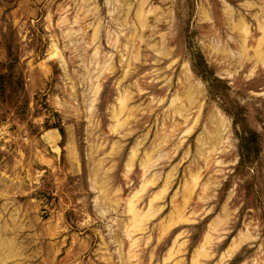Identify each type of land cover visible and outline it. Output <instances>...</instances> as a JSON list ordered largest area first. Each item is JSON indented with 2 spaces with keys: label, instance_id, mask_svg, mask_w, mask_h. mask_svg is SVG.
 I'll list each match as a JSON object with an SVG mask.
<instances>
[{
  "label": "rangeland",
  "instance_id": "obj_1",
  "mask_svg": "<svg viewBox=\"0 0 264 264\" xmlns=\"http://www.w3.org/2000/svg\"><path fill=\"white\" fill-rule=\"evenodd\" d=\"M0 264H264V0H0Z\"/></svg>",
  "mask_w": 264,
  "mask_h": 264
}]
</instances>
